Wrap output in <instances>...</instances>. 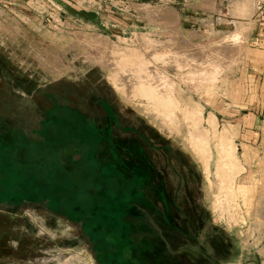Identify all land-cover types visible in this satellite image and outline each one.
<instances>
[{
    "label": "rangeland",
    "instance_id": "obj_1",
    "mask_svg": "<svg viewBox=\"0 0 264 264\" xmlns=\"http://www.w3.org/2000/svg\"><path fill=\"white\" fill-rule=\"evenodd\" d=\"M228 1L217 15L198 13L193 25L183 23L184 35L173 22L164 32L159 17L148 19L145 4L118 11L135 26L115 37L71 16L61 28L27 1L26 10L0 7V134L11 144L2 155L15 171L11 176L0 158V198L22 199L0 203V264H97L75 211L126 181L99 166L119 164L121 147L146 154L148 161H128L149 170L162 193V206L147 211L185 229L180 235L156 224L173 254L169 264H264L254 248L264 239V213L248 209L256 184L235 181L242 170L238 147L250 139L239 127L254 125L252 108L264 109V71L251 79L252 70H239L249 63L247 51L257 50L264 6ZM230 94H239L247 117H234ZM225 137L236 151L221 172L217 151ZM203 141L211 151L207 162L196 151ZM145 172L135 170L130 189H142L136 181Z\"/></svg>",
    "mask_w": 264,
    "mask_h": 264
},
{
    "label": "trees",
    "instance_id": "obj_2",
    "mask_svg": "<svg viewBox=\"0 0 264 264\" xmlns=\"http://www.w3.org/2000/svg\"><path fill=\"white\" fill-rule=\"evenodd\" d=\"M1 137L0 134V158H3L2 151L6 150L7 152L11 144L8 139L3 140ZM116 151L122 159L119 164L112 167L101 163L99 166L102 167L106 175L113 174L116 179H125L127 183L122 181L117 193L100 192L98 195L95 194V197L85 200L86 203L75 211V221L83 222L84 233L93 243L92 250L97 264H169L173 254L165 241L161 240L156 224L163 223L164 229L174 230L180 235H184L185 229L174 224L167 214L161 215L159 212L147 211V208L152 204L162 206L163 198L158 187L151 183L150 171L141 164L142 168L138 169L146 171L149 175L147 174L145 179H139V182L136 181L137 184L141 183L142 189L139 192L130 189V183L134 182L133 174L135 170L138 171L136 168L139 166L138 160L148 161L146 154L142 150L141 153L137 150L131 153L130 150L123 149V147L117 148ZM129 156H134L135 159L139 157V159L131 163L128 161ZM7 157L5 156L3 159L9 162ZM8 166V173L12 176L15 171L10 162ZM98 173L100 175L99 170ZM21 180L23 181H17L18 185L22 189L26 188L28 181ZM12 182L17 184L15 181ZM163 185L168 186V183L164 182ZM39 191L42 192V189L39 188ZM15 201L20 203L22 199L6 197L3 200L0 198V203ZM72 211L74 212V210ZM142 233L146 234V237H142Z\"/></svg>",
    "mask_w": 264,
    "mask_h": 264
},
{
    "label": "crops",
    "instance_id": "obj_3",
    "mask_svg": "<svg viewBox=\"0 0 264 264\" xmlns=\"http://www.w3.org/2000/svg\"><path fill=\"white\" fill-rule=\"evenodd\" d=\"M27 0H0V7L7 9V4H10L13 7H20L23 10H26L24 2ZM45 7L47 11V16H71L75 21L92 24L95 28H100L108 30L107 32L111 34L110 36L115 37L118 34L130 31L134 26L132 20L129 17H121L118 11L113 10V3L118 0H39ZM134 2H140L141 5L145 4V11L149 13L148 19L154 15L159 17L158 20L160 28L164 32H167L169 25L172 22L177 28L176 32L180 35H184L182 31L183 23H191L193 25L196 22V17L198 13H205L211 15H217L219 8L224 7V3L228 0H133ZM261 4L264 0H260ZM229 2V1H228ZM87 7H91L88 9ZM109 7H112L109 9ZM135 7L137 5L135 4ZM158 11V16L156 12ZM209 17V15H208ZM147 19V18H146ZM179 30V31H177ZM107 33V34H108ZM187 34V33H186ZM183 37V36H182ZM255 49V48H254ZM249 50L248 60L249 63L241 64L240 71L252 70L255 74L251 76V79H260V73L264 71V51L263 50ZM246 55V54H245ZM243 77V75H241ZM248 77V76H247ZM250 77V76H249ZM233 93V91L231 92ZM236 96V95H235ZM228 102H233L237 110L233 111L236 113L234 117L244 118L247 117L246 113H243V107L241 106V99H239V94L234 98V94H230ZM255 107V106H253ZM257 108L252 111L251 116L254 118V125L248 127L243 122L241 123L240 130L242 131V139L250 138L254 139L253 142L250 139H243L240 143L238 150L242 153L240 154V174L235 178L236 183H248L252 182L256 184L255 197L253 206H249L248 209L252 212L259 213L264 212V142L262 141V136H264V109H260V106L257 105ZM263 120V121H261ZM259 124V125H258ZM243 127V128H242ZM242 128V129H241ZM250 136V137H249ZM240 139V137H239ZM238 140V139H237ZM260 185V186H259ZM245 187V186H244ZM242 207L246 209V203L244 196H241ZM245 203V204H244ZM250 211V212H251ZM243 231V235H244ZM258 253V250H257ZM260 258L264 262V257L260 253Z\"/></svg>",
    "mask_w": 264,
    "mask_h": 264
},
{
    "label": "built area",
    "instance_id": "obj_4",
    "mask_svg": "<svg viewBox=\"0 0 264 264\" xmlns=\"http://www.w3.org/2000/svg\"><path fill=\"white\" fill-rule=\"evenodd\" d=\"M27 4L35 13L38 15V17L46 18L49 22L52 20L53 22L57 23L59 27L63 28L66 23L64 22V18L57 17L56 19L50 14L46 15L47 11L45 10L44 5L39 0H27ZM135 4L137 6H142L133 0H126V1H115L113 3V8H115L119 12H128L132 11L134 12ZM253 46L257 49L264 51V7L260 8V11L257 13V25L255 28V34H254V40H253ZM260 214H263L264 212H259ZM247 236V234H245ZM254 248L256 249V253L258 250V255L260 256V253L264 257V239L262 238L259 243L254 245Z\"/></svg>",
    "mask_w": 264,
    "mask_h": 264
},
{
    "label": "bare ground",
    "instance_id": "obj_5",
    "mask_svg": "<svg viewBox=\"0 0 264 264\" xmlns=\"http://www.w3.org/2000/svg\"><path fill=\"white\" fill-rule=\"evenodd\" d=\"M157 84V83H156ZM166 86V92L169 93L172 98L175 96L174 94V91H175V88H174V85H173V82L172 81H169L167 84H165ZM151 92V91H150ZM152 93V92H151ZM150 95V94H148ZM147 96V95H146ZM178 103V102H177ZM227 133V132H226ZM225 133V134H226ZM224 134V135H225ZM227 135V134H226ZM208 138V137H207ZM226 138V137H225ZM208 140V139H207ZM206 140V141H207ZM205 141H203L202 143H197L196 144V151H197V154L200 156V158L203 160V161H209L210 160V157H211V151L210 149L205 145L204 143ZM194 146V145H193ZM236 151V146L234 144V142L230 139V140H224L223 142H221L218 146V161H217V167L219 169V171L222 172V170H224V167L225 166H228L229 164H231L232 160H231V157H235V156H232L234 155ZM237 163V162H236ZM238 164V163H237ZM219 173V172H218ZM219 175V174H218Z\"/></svg>",
    "mask_w": 264,
    "mask_h": 264
}]
</instances>
